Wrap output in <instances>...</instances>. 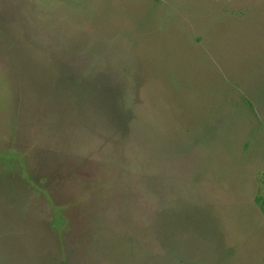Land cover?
Instances as JSON below:
<instances>
[{"label": "rangeland", "instance_id": "rangeland-1", "mask_svg": "<svg viewBox=\"0 0 264 264\" xmlns=\"http://www.w3.org/2000/svg\"><path fill=\"white\" fill-rule=\"evenodd\" d=\"M258 195L264 0H0V264H264Z\"/></svg>", "mask_w": 264, "mask_h": 264}, {"label": "trees", "instance_id": "trees-1", "mask_svg": "<svg viewBox=\"0 0 264 264\" xmlns=\"http://www.w3.org/2000/svg\"><path fill=\"white\" fill-rule=\"evenodd\" d=\"M256 203L259 205L260 209L262 210L263 214H264V195H258L255 198ZM198 218H201V215H198ZM221 239H220V243H221Z\"/></svg>", "mask_w": 264, "mask_h": 264}]
</instances>
